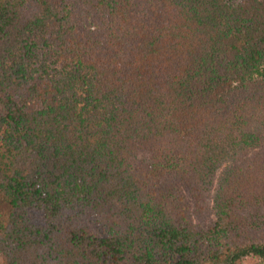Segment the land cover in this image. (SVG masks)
Wrapping results in <instances>:
<instances>
[{
  "label": "trees",
  "instance_id": "obj_1",
  "mask_svg": "<svg viewBox=\"0 0 264 264\" xmlns=\"http://www.w3.org/2000/svg\"><path fill=\"white\" fill-rule=\"evenodd\" d=\"M264 264V0H0L1 264Z\"/></svg>",
  "mask_w": 264,
  "mask_h": 264
},
{
  "label": "rangeland",
  "instance_id": "obj_2",
  "mask_svg": "<svg viewBox=\"0 0 264 264\" xmlns=\"http://www.w3.org/2000/svg\"><path fill=\"white\" fill-rule=\"evenodd\" d=\"M1 264V262H0ZM240 264H250V262L248 260L242 261Z\"/></svg>",
  "mask_w": 264,
  "mask_h": 264
}]
</instances>
